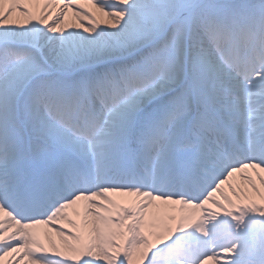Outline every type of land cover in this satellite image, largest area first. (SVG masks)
Wrapping results in <instances>:
<instances>
[{"label":"snow or ice","instance_id":"1","mask_svg":"<svg viewBox=\"0 0 264 264\" xmlns=\"http://www.w3.org/2000/svg\"><path fill=\"white\" fill-rule=\"evenodd\" d=\"M0 264H264V0H0Z\"/></svg>","mask_w":264,"mask_h":264}]
</instances>
